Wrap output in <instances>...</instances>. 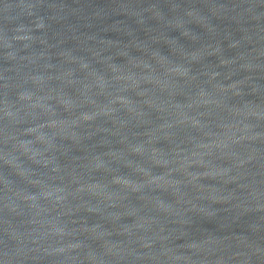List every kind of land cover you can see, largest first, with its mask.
I'll use <instances>...</instances> for the list:
<instances>
[{
    "label": "water",
    "instance_id": "95a60500",
    "mask_svg": "<svg viewBox=\"0 0 264 264\" xmlns=\"http://www.w3.org/2000/svg\"><path fill=\"white\" fill-rule=\"evenodd\" d=\"M0 202L110 264H264V0H0Z\"/></svg>",
    "mask_w": 264,
    "mask_h": 264
}]
</instances>
